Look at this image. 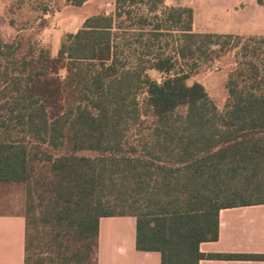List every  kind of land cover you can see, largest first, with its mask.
Masks as SVG:
<instances>
[{"label": "trees", "instance_id": "1", "mask_svg": "<svg viewBox=\"0 0 264 264\" xmlns=\"http://www.w3.org/2000/svg\"><path fill=\"white\" fill-rule=\"evenodd\" d=\"M164 2L115 0L55 56L33 33L0 39V184L24 186L25 264H97L116 216L160 264L264 259L199 249L220 210L264 205V36L194 32L192 9ZM232 49L219 109L190 79Z\"/></svg>", "mask_w": 264, "mask_h": 264}, {"label": "crops", "instance_id": "2", "mask_svg": "<svg viewBox=\"0 0 264 264\" xmlns=\"http://www.w3.org/2000/svg\"><path fill=\"white\" fill-rule=\"evenodd\" d=\"M179 5L192 9L194 32L264 36V0L261 2L259 0H180ZM204 13L207 16H233L237 21L244 14H249L250 17L246 19L247 29L209 30L199 27L196 21L197 16ZM89 16H86L83 22ZM74 32L76 31L66 33ZM61 37L60 35L55 48L50 50L53 56L58 52ZM14 188V185L0 184V264H25L26 219L22 211L21 195L18 201L12 197ZM135 226L136 221L132 216L100 218L97 264H160V253L136 249ZM218 232L216 241L200 244L201 252L205 254L264 255V205L220 210ZM199 264H264V259H202Z\"/></svg>", "mask_w": 264, "mask_h": 264}, {"label": "rangeland", "instance_id": "3", "mask_svg": "<svg viewBox=\"0 0 264 264\" xmlns=\"http://www.w3.org/2000/svg\"><path fill=\"white\" fill-rule=\"evenodd\" d=\"M25 2V3H23ZM0 0V39L12 41L19 34L33 33L34 40L42 47L49 50L54 49L63 36L68 31H77L81 28L83 19L86 16L105 12L111 13L115 9V0H88L85 4L77 7L67 3L66 0ZM180 0H165V6H178ZM35 6H42L47 12L41 14L35 10ZM250 14V12H249ZM249 14L240 16V21L233 16L224 15H198L196 18L199 27L209 30L220 29H247L246 19ZM42 15V18L40 16ZM249 15V16H248ZM43 24L40 25L39 23ZM14 23V25L11 24ZM247 38L249 34H237ZM62 38V37H61ZM236 51L232 49L223 57L215 60L207 66H202L190 82L199 80L214 98L222 109L223 102L227 98V91L224 87L228 72L235 66ZM153 78L160 79L161 75L149 71ZM144 96L141 92L140 98ZM13 198L18 201L19 195L22 197V211H24V186L14 185Z\"/></svg>", "mask_w": 264, "mask_h": 264}]
</instances>
